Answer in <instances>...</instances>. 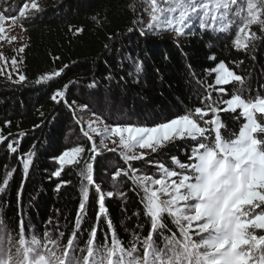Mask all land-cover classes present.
Returning <instances> with one entry per match:
<instances>
[{"label":"snow or ice","instance_id":"6c2138e0","mask_svg":"<svg viewBox=\"0 0 264 264\" xmlns=\"http://www.w3.org/2000/svg\"><path fill=\"white\" fill-rule=\"evenodd\" d=\"M143 5L148 20L137 13L127 29L129 33L136 31L146 36L173 31L179 46L181 38L195 35L196 29L231 35L235 28L232 47L236 51L247 54L255 51L258 43H264V0H143ZM43 10L37 0H24L12 14L7 8L0 10V49L5 44L20 42L21 35L14 34L17 28L20 33L25 32L24 21ZM93 21L101 27L106 22L97 17ZM70 30L77 35L84 31L82 27ZM115 35L111 34L108 39H114ZM26 47L21 42L10 58L0 50V77L12 84L27 82L22 70ZM104 47L107 50L110 45ZM243 63L240 60L215 64L210 69V74H215L214 84L207 85L201 106L154 126L108 123L110 117L103 113L97 115L88 104L77 106L75 102H68L71 82L55 89L50 99L72 111L89 142L88 146L67 147L53 157L58 166L49 176L59 180L54 189L59 193L71 183L61 178L64 170L78 169L80 195L70 221L72 229L67 234L66 230L52 232L45 227L37 234L28 229L22 212H18L13 236L0 218V264H264V95L252 97L250 89L235 87L245 85L251 78V73L246 80L236 70ZM69 67L64 64L41 74L34 83L52 82ZM139 71L137 67V80ZM113 79L112 73L106 76L108 81ZM227 85L233 86L234 91L227 90ZM98 86L95 79L88 85L89 88ZM245 91L249 92L248 97ZM213 92L220 98L213 99ZM82 111H91L92 118L86 124L77 116ZM224 115L233 116L236 123L244 122L238 129H230ZM11 123V120L3 122L0 144L17 155L18 167L6 171L0 181V195L6 192L15 172L22 170V182L17 190V199L21 201L34 166L36 145L22 152L21 142L26 133L8 131L5 134L4 129L10 128ZM178 141L187 143L183 158L173 155L169 158L170 164L156 163L153 173H142L135 166L134 162L139 161L153 164V154L159 155ZM102 152L118 153L123 166H116L110 178L112 181L123 179L125 187L130 184L129 191L136 194L141 206L134 213L138 223L128 233L131 238L127 241L120 238L107 201L117 196L127 201L128 192L124 188L105 191L97 183L94 163ZM93 192L96 207L90 220ZM141 216L143 222H139ZM169 222L176 231L169 227ZM47 224L52 226L53 221L49 219ZM85 225L89 227L85 229ZM59 227L56 222L55 228ZM145 229L147 235H142Z\"/></svg>","mask_w":264,"mask_h":264},{"label":"trees","instance_id":"16d2710c","mask_svg":"<svg viewBox=\"0 0 264 264\" xmlns=\"http://www.w3.org/2000/svg\"><path fill=\"white\" fill-rule=\"evenodd\" d=\"M38 1L44 10L33 19L24 21L27 47L23 53L22 70L27 82L12 84L0 77V128H3L4 121L11 120V127L4 129L5 134L8 131L26 133L21 142L22 152H28L36 145L34 166L30 169L22 200L17 199L22 170L15 172L6 192L0 195V218L4 219L13 236L18 212H22L28 229L37 234L42 233L45 227L52 232L66 230L67 234L72 229L70 221L75 215L80 195L78 169L68 167L64 170L61 178L71 183L59 193L54 190L59 180L49 179V176L58 166L53 157L67 148L70 134L79 138V132L72 111L65 104H57L50 99L55 89L71 82L67 91L69 103L108 109L116 117H120L119 111L124 116L117 122L138 126H154L201 106L200 100L207 94V85L214 84L215 74H210V69L220 61L231 63L243 60L244 63L236 70L245 75L246 80L251 73V78L245 85L235 87L250 89L252 97L264 95V43H258L256 50L247 54L236 51L232 47L235 28L231 30V35L196 29L195 35L181 38L178 46L176 35L145 36L127 31L137 13L141 15L140 0ZM23 2L0 0V9L7 8L12 14ZM93 17L106 22L102 27L98 26ZM76 27L84 29L82 34L77 35L70 30ZM113 33L116 34L114 39L109 40L108 36ZM105 44L110 45L107 50ZM57 56L59 60L55 59ZM212 56L217 58L216 61L210 59ZM121 60L124 61L122 66ZM64 64L70 67L60 78L43 85L34 83L41 74L57 70ZM137 67L140 70L138 80ZM109 73L115 79L106 80ZM93 79L98 82L97 88L88 87ZM225 88L234 91L231 85ZM244 95L248 97L249 92L245 91ZM212 96L213 99L220 98L216 92ZM223 118L230 129H238L244 122H234L235 118L231 115H224ZM34 125L41 126L34 129ZM83 145L88 146L89 142L84 141ZM186 148V142L178 141L159 155L153 154V164L134 163L142 173H153L154 164H170L169 158L173 155L183 158ZM116 166H123L118 153L104 152L94 163V176L105 191L124 188L128 192L127 201H121L118 196L107 201L118 234L127 241L131 238L128 233L138 223L134 213L141 206L136 194L129 191L130 184L125 187L123 179L111 180L110 172ZM13 167H18L17 155L9 153L6 145L0 144V181ZM91 200L90 220L94 218L96 207L94 192ZM125 207L126 211H122ZM49 219L53 221L52 226L47 224ZM56 222L60 225L59 229L55 228ZM139 222H143L142 216ZM88 227L85 225V229ZM169 227L176 231L170 222ZM142 235H147V229Z\"/></svg>","mask_w":264,"mask_h":264},{"label":"rangeland","instance_id":"374dc122","mask_svg":"<svg viewBox=\"0 0 264 264\" xmlns=\"http://www.w3.org/2000/svg\"><path fill=\"white\" fill-rule=\"evenodd\" d=\"M37 3L40 5V2L38 0H37ZM140 8H141V15L143 16V18L145 20H148V14L144 10L143 0H140ZM14 34L21 35V37H22L21 41L15 43V44H12V45L5 44L3 49H0V50L4 51V54L6 56H8L9 58L13 54H16L15 50H16V48H18L20 46L21 42L24 43V44H26V42H27L26 32L20 33L19 28H17L16 33H14ZM156 35L174 36V35H176V33L173 32V31H168V32H163V33L157 32ZM22 58H23V54H22ZM15 78H16L15 75H13V79H15ZM77 106H82V104L81 105H77ZM89 108L92 111H95L97 113V115H100L101 113H103L104 116L110 117V119L108 121H106L108 123H111L112 121H118V119H121V117L124 116V114L121 115V113H119V111H118V114L120 115V117H116L117 115L110 114V111L108 109H105V110L104 109H100L99 107H96L94 105H89ZM77 116H79L85 122V124L87 123V121L90 118H92L91 111L78 112ZM80 127H81L80 125H77V130L79 132V135H77V136H79V138L78 137H74L73 134H70V136L67 139V147L76 146L78 144H83L84 141H87V139L83 136L82 132L80 131ZM98 140H99V138H97V142H98ZM102 153H104V152H102Z\"/></svg>","mask_w":264,"mask_h":264}]
</instances>
